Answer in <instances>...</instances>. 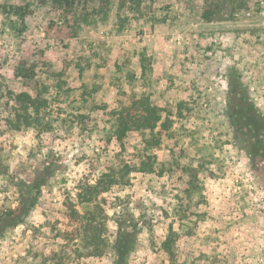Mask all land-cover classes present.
Instances as JSON below:
<instances>
[{"label":"rangeland","instance_id":"1","mask_svg":"<svg viewBox=\"0 0 264 264\" xmlns=\"http://www.w3.org/2000/svg\"><path fill=\"white\" fill-rule=\"evenodd\" d=\"M201 6L192 0L190 15L178 0H155L153 20L118 31L113 14L84 25L50 0H0V264H114L115 221L128 216L139 233L125 264H264V212L233 184L250 175L264 190V161L228 118L234 75L264 117V0L208 24L196 20ZM20 93L46 104L15 129ZM141 96L172 112V139L153 150L146 131L128 132L122 146L111 138V111ZM147 154L154 174L137 172ZM107 167L131 172L100 206L107 246L92 257L59 236L70 230L64 203ZM41 179L36 207L13 225L9 211ZM169 227L172 261L160 248Z\"/></svg>","mask_w":264,"mask_h":264},{"label":"trees","instance_id":"2","mask_svg":"<svg viewBox=\"0 0 264 264\" xmlns=\"http://www.w3.org/2000/svg\"><path fill=\"white\" fill-rule=\"evenodd\" d=\"M155 0H118L115 4L111 0H50L53 6L63 9L78 24L84 25L98 24L105 22L111 14L115 18V26L118 31H122L124 26H130L135 21H143L145 17L153 16L151 6ZM187 7L184 9L193 15L192 7H189L192 0H178ZM247 0H203V6L198 10L196 20L198 23L222 22L226 16L229 20L234 17L237 11L245 10ZM164 18L162 19V21ZM232 83L229 85V95L234 97V105L230 107L228 118L235 129V133L243 134L244 130L248 132L247 145L250 146L249 156L254 158L259 156L264 161V117L257 110L255 105L244 95L241 90V84L238 82V76L234 75ZM14 102L19 105L13 114L15 125L18 129L22 125L29 126L32 119L30 111L38 115L39 109L46 104L38 103V99H33L27 93H20L15 96ZM171 111L165 108L157 107L150 102L149 97L141 96L132 98L127 102H122L119 107L111 111L112 125L111 138L115 139L120 146L128 132L146 131L149 138L145 141L149 150L158 148L162 143V138L172 139L171 130L173 121ZM33 120V119H32ZM146 154V153H145ZM145 161H139L137 172L145 174H154L155 156L151 154L144 155ZM49 171V170H48ZM47 171V172H48ZM188 174L186 189L184 193L187 197L192 196V191L196 189L197 169L191 166L184 169ZM131 170L125 167V170L107 167L101 172L92 183L84 182L77 189L75 201L68 200L64 203V217L68 221L69 231L61 233L59 236L65 242L72 244L83 242L87 250L86 255L92 257H102L105 254L104 234L105 215L101 209V204L107 205L106 196L111 188L124 182ZM45 179L33 184L35 194L25 199L14 210L9 211L8 215H17L13 225L20 223V217L36 207L40 187ZM101 214V216H100ZM117 227L116 238L112 244V251L115 257L114 264H125L128 256L133 252L137 240V225L133 217H120L115 221ZM175 233L171 227L161 243L163 250L172 261L173 244L175 242ZM107 242V241H106ZM77 246V245H74ZM79 247V246H78Z\"/></svg>","mask_w":264,"mask_h":264},{"label":"built area","instance_id":"3","mask_svg":"<svg viewBox=\"0 0 264 264\" xmlns=\"http://www.w3.org/2000/svg\"><path fill=\"white\" fill-rule=\"evenodd\" d=\"M233 184H234L235 190L250 189L253 193L255 201L257 202L256 208H255L256 213L264 212V190L260 189L256 185L252 176L246 175V177H243V176L237 175L233 178Z\"/></svg>","mask_w":264,"mask_h":264},{"label":"crops","instance_id":"4","mask_svg":"<svg viewBox=\"0 0 264 264\" xmlns=\"http://www.w3.org/2000/svg\"><path fill=\"white\" fill-rule=\"evenodd\" d=\"M213 202H214V200H212L210 203H209V206H208V208H207V211L209 210V214H212L211 212H212V208H213ZM207 219H210V218H207Z\"/></svg>","mask_w":264,"mask_h":264}]
</instances>
